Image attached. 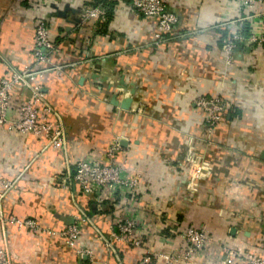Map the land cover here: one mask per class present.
Listing matches in <instances>:
<instances>
[{
	"label": "crops",
	"instance_id": "crops-1",
	"mask_svg": "<svg viewBox=\"0 0 264 264\" xmlns=\"http://www.w3.org/2000/svg\"><path fill=\"white\" fill-rule=\"evenodd\" d=\"M41 2L0 0V82L48 69L30 84L61 117L67 148L0 127V179L13 183L0 200V248H8L10 264H142L148 253L175 249L187 226L214 238L192 264H222L225 249L264 258V46L238 44L227 63L223 39L244 26L249 36L256 31L242 23L246 13L237 0H168L178 24L159 44L156 20L129 2H112L108 10L98 0ZM95 8L105 16H85ZM256 13H264V0ZM40 19L57 49L45 66L34 57ZM10 96L13 121L33 92L20 84ZM200 97L230 103L213 132L196 105ZM116 143L115 165L139 187L98 204L68 171L81 160L107 165ZM195 157L209 174L191 182ZM2 218L32 219L56 231L80 221L78 247L91 256ZM125 219L137 222L142 246L109 248L96 232L107 236L112 223Z\"/></svg>",
	"mask_w": 264,
	"mask_h": 264
},
{
	"label": "built area",
	"instance_id": "built-area-1",
	"mask_svg": "<svg viewBox=\"0 0 264 264\" xmlns=\"http://www.w3.org/2000/svg\"><path fill=\"white\" fill-rule=\"evenodd\" d=\"M32 6L41 5V0H24ZM111 2H129L136 10L137 14L154 19L157 22L158 35L157 43L164 41L163 36L173 32L178 24L177 15L170 11L167 6L168 0H109ZM242 6L246 16L242 23H248L253 30L250 38L243 35L242 28H238L235 33L229 34L223 39V54L228 64L232 62V56L238 44L249 42L264 46V13H256L258 5L262 0H237ZM88 18L101 19L105 12L101 8L88 9L85 11ZM241 22V21H240ZM55 45L51 41V28L47 21L40 19L36 24V34L34 39V57L36 65L45 66L50 62L51 56L56 52ZM42 69V68H41ZM38 72L13 73L10 79H3L0 82V127L9 132H18L31 136L34 139L42 138L47 141L48 146L66 151L67 137L61 117L48 103L40 87L30 84V80L39 74H44L48 69ZM28 87L33 92V97L29 99L19 110L16 120H9L8 114L11 110V92L17 85ZM196 105L204 113L205 126L213 132L221 123L222 117L229 109L230 103L214 97H200ZM120 144L116 143L110 148L106 155L109 160L107 165L100 160H81L75 164L72 170L68 171V179L88 196H94L98 204L105 201H115V199L126 198L134 194L139 187V179H130L124 176L122 169L115 165L114 160ZM191 182L201 180L205 174H209V168L200 158H192ZM0 188L4 192L0 195V200L8 191L13 188V183L0 179ZM3 224L12 223L18 228L30 229L34 232L47 234L49 236H59L66 241V244L79 256H91V252L78 247V242L83 235V230L79 222L71 224L66 229L56 231L52 227H43L36 220L1 219ZM86 217L81 223H87ZM138 224L135 220L125 219L112 223L108 227L107 236L101 231H97L98 238L102 239L109 248L113 242L123 245L140 248L142 242L136 238ZM179 237V238H178ZM176 239L178 245L170 253L146 254L142 264H192L203 252L214 243V238L205 230L195 226H187ZM225 259L222 264H264V258L254 254L244 253L225 249ZM10 254L7 247L0 248V264H10Z\"/></svg>",
	"mask_w": 264,
	"mask_h": 264
},
{
	"label": "trees",
	"instance_id": "trees-1",
	"mask_svg": "<svg viewBox=\"0 0 264 264\" xmlns=\"http://www.w3.org/2000/svg\"><path fill=\"white\" fill-rule=\"evenodd\" d=\"M98 2H100L105 8H107V10H108V8H110V6L112 4V2H110L109 0H98ZM113 4H114V2H113ZM107 10H106V12H107ZM242 30H243V35L244 36L250 37L249 36V29H248V27H245L244 26V27H242Z\"/></svg>",
	"mask_w": 264,
	"mask_h": 264
},
{
	"label": "water",
	"instance_id": "water-1",
	"mask_svg": "<svg viewBox=\"0 0 264 264\" xmlns=\"http://www.w3.org/2000/svg\"><path fill=\"white\" fill-rule=\"evenodd\" d=\"M130 100H128L125 104H123L124 108L126 109L127 106H129Z\"/></svg>",
	"mask_w": 264,
	"mask_h": 264
}]
</instances>
